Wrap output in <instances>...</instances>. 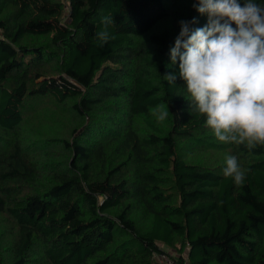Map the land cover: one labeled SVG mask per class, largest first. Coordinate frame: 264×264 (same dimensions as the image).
I'll list each match as a JSON object with an SVG mask.
<instances>
[{"label": "trees", "instance_id": "obj_1", "mask_svg": "<svg viewBox=\"0 0 264 264\" xmlns=\"http://www.w3.org/2000/svg\"><path fill=\"white\" fill-rule=\"evenodd\" d=\"M195 2L0 0V264H264V144L220 141L171 64Z\"/></svg>", "mask_w": 264, "mask_h": 264}, {"label": "clouds", "instance_id": "obj_2", "mask_svg": "<svg viewBox=\"0 0 264 264\" xmlns=\"http://www.w3.org/2000/svg\"><path fill=\"white\" fill-rule=\"evenodd\" d=\"M193 8L207 16V23L194 27L196 18L179 21L180 31L170 48L171 64L179 62V77L185 81L191 115L204 114L205 126L220 141L239 137L240 142L264 144V4L196 0ZM112 23V17L102 18L103 28L96 33L101 46L111 38ZM163 78L174 84L177 75ZM248 171H241L232 156L226 159L223 175L240 186Z\"/></svg>", "mask_w": 264, "mask_h": 264}, {"label": "built area", "instance_id": "obj_3", "mask_svg": "<svg viewBox=\"0 0 264 264\" xmlns=\"http://www.w3.org/2000/svg\"><path fill=\"white\" fill-rule=\"evenodd\" d=\"M160 249L154 254L155 264H189V247L182 253L163 244H160Z\"/></svg>", "mask_w": 264, "mask_h": 264}, {"label": "rangeland", "instance_id": "obj_4", "mask_svg": "<svg viewBox=\"0 0 264 264\" xmlns=\"http://www.w3.org/2000/svg\"><path fill=\"white\" fill-rule=\"evenodd\" d=\"M68 6H67V4L65 3V15H67L68 14ZM166 246V245H165ZM167 247V246H166ZM168 248H170V247H168ZM172 249H174V248H172ZM176 250V249H175Z\"/></svg>", "mask_w": 264, "mask_h": 264}]
</instances>
